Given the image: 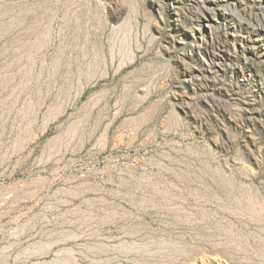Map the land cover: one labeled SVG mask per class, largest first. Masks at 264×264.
<instances>
[{"label": "rangeland", "instance_id": "rangeland-1", "mask_svg": "<svg viewBox=\"0 0 264 264\" xmlns=\"http://www.w3.org/2000/svg\"><path fill=\"white\" fill-rule=\"evenodd\" d=\"M0 264H264V0H0Z\"/></svg>", "mask_w": 264, "mask_h": 264}]
</instances>
